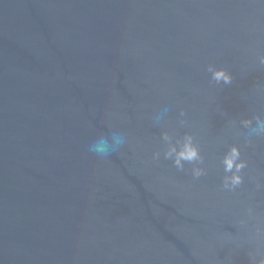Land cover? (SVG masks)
<instances>
[{
  "label": "water",
  "instance_id": "1",
  "mask_svg": "<svg viewBox=\"0 0 264 264\" xmlns=\"http://www.w3.org/2000/svg\"><path fill=\"white\" fill-rule=\"evenodd\" d=\"M261 57L264 0H0V264L264 255Z\"/></svg>",
  "mask_w": 264,
  "mask_h": 264
},
{
  "label": "clouds",
  "instance_id": "2",
  "mask_svg": "<svg viewBox=\"0 0 264 264\" xmlns=\"http://www.w3.org/2000/svg\"><path fill=\"white\" fill-rule=\"evenodd\" d=\"M261 63H264V57H261ZM214 78L219 81L221 79L224 80L225 83L231 82V77L229 74L224 72V70H219L214 73ZM261 130H264V125H261ZM165 139H167V136H165ZM124 143L123 137H121L117 141V146L112 149V151H116L119 145H122ZM89 151L101 156L106 157L110 155V151L106 146V142L101 140L98 144H92L89 147ZM175 152V149H171L167 155L171 156L172 153ZM158 155V154H157ZM239 149L236 147H233L228 155L224 158V164H225V170L226 171H232L233 168H235V172H233V175L229 178H226V187H235L242 183V177L239 175L240 170L246 167V162L239 159ZM199 157V151L196 148V146L192 143L191 137H188L182 147V149L176 153V159L175 163L178 167H182L181 161H193L198 160ZM203 174L202 169H195L194 170V176L199 177ZM227 181H230V184L227 183ZM251 211V210H249ZM251 264H264V255L256 254L251 256Z\"/></svg>",
  "mask_w": 264,
  "mask_h": 264
}]
</instances>
